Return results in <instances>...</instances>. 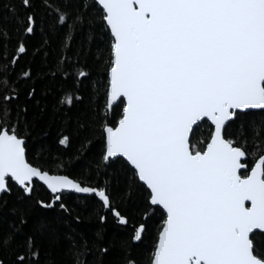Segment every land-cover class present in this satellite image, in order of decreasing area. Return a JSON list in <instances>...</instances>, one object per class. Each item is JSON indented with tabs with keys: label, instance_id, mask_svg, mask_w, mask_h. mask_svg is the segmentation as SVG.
Masks as SVG:
<instances>
[{
	"label": "snow or ice",
	"instance_id": "6c2138e0",
	"mask_svg": "<svg viewBox=\"0 0 264 264\" xmlns=\"http://www.w3.org/2000/svg\"><path fill=\"white\" fill-rule=\"evenodd\" d=\"M0 7V206L15 200L0 257L29 214L62 219L74 196L91 204L99 225L111 217L126 234L122 264H264V120L246 119L264 115V0H8ZM38 26L46 57L57 40L49 79L77 84L59 105L71 109L83 99L79 85L96 77L85 131L99 151L77 178L39 163L42 149L35 162L29 154L28 108L18 101L22 85L34 99V78L15 69ZM85 32L87 42L77 44ZM93 42L97 71H85L81 57L93 54ZM9 44L10 57L2 51ZM58 143L68 146L69 137ZM112 177L123 184L118 192ZM130 199L137 202L131 218ZM44 226L33 232L43 235ZM150 229V250L138 259L131 250ZM64 239L65 264H88L93 247L107 251L74 230ZM17 249L12 264H42L35 235Z\"/></svg>",
	"mask_w": 264,
	"mask_h": 264
},
{
	"label": "trees",
	"instance_id": "16d2710c",
	"mask_svg": "<svg viewBox=\"0 0 264 264\" xmlns=\"http://www.w3.org/2000/svg\"><path fill=\"white\" fill-rule=\"evenodd\" d=\"M8 0H0V4L7 3ZM0 14H6V10L0 7ZM43 13L40 12L39 15ZM43 37L38 26L37 35L28 41V54L24 56L16 65V73L30 70L33 80L28 84L35 88L34 99H28L26 92L28 85L21 86V96L18 104L26 105L28 108L27 119L31 126L30 157L35 162V157L39 150H43V156L39 163L43 164L51 172H58L62 175H68L70 178H77L85 173L87 169L94 165L98 154V147L88 145L86 138L88 133L85 131L89 122L90 107L95 97L92 93L91 85L95 83L96 77L85 81L79 85V93L83 97L80 101H73V106L68 109L57 103L65 91L77 88L74 80L64 82L60 79L55 81L49 79L48 68L55 59V46L57 40L51 38L50 46L47 48V57L42 47ZM88 33L85 32L76 38V43L87 42ZM13 45L9 44L3 51V54L11 56ZM96 44H92V55L82 56L81 63L88 64L91 71H97ZM75 95V93H73ZM249 123L255 122L257 125L264 120V115L256 113L246 118ZM241 128V122H238L231 129L234 135H238ZM203 135H207V129L202 130ZM66 135L69 137L68 146H61L58 139ZM114 192L123 188V184L117 183V178L112 177ZM15 203L14 197L8 198L7 206H0V231L9 232V225L15 220V214L11 211ZM70 209H73L71 215L64 214L63 218H57L55 215L44 217L39 212H32L27 216V224L21 226V231L15 234L16 239L11 243L9 250L0 257L4 259L5 264H12V256L17 249V244L27 235H35L36 244L39 247L42 264H65L68 257L66 255L67 242L64 239L65 234L75 231L78 235L89 240H99L102 246L107 248L105 253H100L95 247L87 256L88 264H122L124 253L120 248V241L125 237V233L114 227L109 217V222L103 226L99 225L96 215L91 210V204L85 207L74 196L67 201ZM19 207V205H16ZM127 211L130 218L137 211V202L130 199L127 205ZM79 215V223L74 219ZM43 221V235L33 232ZM99 233V237H97ZM152 230L149 232V239L143 245L131 250V254L136 258L143 256L150 250Z\"/></svg>",
	"mask_w": 264,
	"mask_h": 264
}]
</instances>
